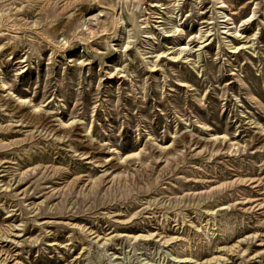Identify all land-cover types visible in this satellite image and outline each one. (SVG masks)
<instances>
[{
    "label": "rangeland",
    "instance_id": "obj_1",
    "mask_svg": "<svg viewBox=\"0 0 264 264\" xmlns=\"http://www.w3.org/2000/svg\"><path fill=\"white\" fill-rule=\"evenodd\" d=\"M217 1L0 0V264H264V0Z\"/></svg>",
    "mask_w": 264,
    "mask_h": 264
},
{
    "label": "bare ground",
    "instance_id": "obj_2",
    "mask_svg": "<svg viewBox=\"0 0 264 264\" xmlns=\"http://www.w3.org/2000/svg\"><path fill=\"white\" fill-rule=\"evenodd\" d=\"M218 3H221V4H224L223 3V0H220V1H217ZM218 7H222V5L221 6H218ZM227 19H230V18H227ZM227 19L226 20H224V21H227ZM202 22H204V21H202ZM208 23H210V22H208ZM225 24H229V23H225ZM18 28V27H17ZM175 29V28H174ZM224 32V34H225V38H235V36H240L241 34H236V32H237V30H236V27H234V28H227V30L226 31H222L221 33H223ZM227 32H229V33H227ZM166 36H169V35H171V34H165ZM211 34L210 33H208L207 31L205 32V30L203 31V32H200L197 36L195 35H193V38H192V40L193 39H195L196 37V39L197 40H199L198 42H200V43H204L203 44V46L202 47H204L206 44H208L209 42H208V40H207V38H208V36H210ZM205 36H207L205 39H203ZM228 41H231V39H229ZM242 46V45H241ZM230 48H232L231 50H229L230 52H234L235 51V49L237 48V45H235V46H229ZM239 47V46H238ZM243 47V46H242ZM190 51H191V47H188V46H182V47H178V48H176L175 50H173V51H169V52H166V53H164V51L163 52H160V53H157V54H155L154 56L155 57H165L166 55H168V59L170 60V61H173V62H177V61H181V62H185V63H187V62H189V60H191V58H189V56L191 55L190 54ZM165 54V55H164ZM193 62H196V60L194 61V60H192ZM153 67V66H152ZM180 83H181V85H184V83L182 82V81H180ZM2 86V85H1ZM3 87H5V86H3ZM88 128V127H87ZM87 132H88V130L87 129H85ZM219 136V135H218ZM217 139V136H213L212 137V140H214V142H215V140ZM189 140V139H188ZM173 142H174V140H172V142L171 143H169V144H166V145H162L163 146V150L164 149H167L163 154L165 155V154H168L169 153V150H168V148L171 146H173L172 144H173ZM189 147V146H188ZM204 147V146H203ZM211 147H212V145H211ZM210 149V148H209ZM218 149V148H217ZM139 151V150H138ZM209 151H211V150H209ZM212 152V151H211ZM139 152H137V151H133L132 153H128V154H126L125 155V158L126 157H129V156H132V155H135V154H138ZM169 155V154H168ZM89 156V155H88ZM119 156V155H118ZM166 156V155H165ZM167 157V156H166ZM165 157V158H166ZM123 158V157H122ZM161 159V158H160ZM147 162V161H146ZM148 163V162H147ZM32 169V168H31ZM126 169V168H125ZM126 171V170H125ZM128 172V171H127ZM110 177H111V175H110ZM109 177V178H110ZM89 183V182H88ZM93 232V231H92ZM158 235H160V233H158ZM97 236V235H96ZM168 239L166 238V239H164V241H167ZM7 256V255H6ZM211 261V259H207V260H205V262H207V261Z\"/></svg>",
    "mask_w": 264,
    "mask_h": 264
}]
</instances>
